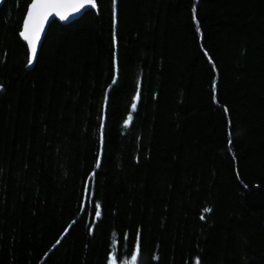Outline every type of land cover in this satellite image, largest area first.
<instances>
[{
    "label": "trees",
    "instance_id": "obj_1",
    "mask_svg": "<svg viewBox=\"0 0 264 264\" xmlns=\"http://www.w3.org/2000/svg\"><path fill=\"white\" fill-rule=\"evenodd\" d=\"M31 2H0V264H264V0H96L30 69Z\"/></svg>",
    "mask_w": 264,
    "mask_h": 264
},
{
    "label": "snow or ice",
    "instance_id": "obj_2",
    "mask_svg": "<svg viewBox=\"0 0 264 264\" xmlns=\"http://www.w3.org/2000/svg\"><path fill=\"white\" fill-rule=\"evenodd\" d=\"M2 2V0H0ZM86 6L96 7V0H33L30 5L27 17L24 22L23 39L27 41L30 48L31 57L29 64L36 59L37 47L39 45L41 33L45 24L53 15L59 17L62 21H67L73 13L80 12ZM136 99H139V93ZM136 104L132 105L135 111ZM131 115L128 117L127 123L131 122ZM99 167V165H97ZM96 216H100V212H96ZM203 218V217H202ZM139 255V246L137 245L136 253L131 257L130 264H136ZM111 264H116V258L113 255Z\"/></svg>",
    "mask_w": 264,
    "mask_h": 264
},
{
    "label": "water",
    "instance_id": "obj_3",
    "mask_svg": "<svg viewBox=\"0 0 264 264\" xmlns=\"http://www.w3.org/2000/svg\"><path fill=\"white\" fill-rule=\"evenodd\" d=\"M97 10V7H91V6H86L84 9H81L80 12L78 13H73L69 19L67 21H62L59 19V17L53 15L52 17L49 18L48 22L45 24L44 26V30L43 32L41 33V36H40V41H39V45L37 47V53H36V59L29 65V68L32 69L33 66L35 65L36 63V60L38 58V55H39V52L42 48V45H43V40L44 38L46 37V34L48 32V29L49 27L53 24V23H59L60 25H69V24H72L74 21H77L79 20L83 15H85L87 12H91V11H96ZM29 11V10H28ZM28 13V12H27ZM26 17H27V14H26ZM25 17V19H26ZM25 22V20H24ZM23 26H24V23H23ZM23 32V31H22ZM21 39L22 41L24 42V44L27 46L28 48V51H29V55L31 57V52H30V48L28 46V43L27 41H25L21 35Z\"/></svg>",
    "mask_w": 264,
    "mask_h": 264
},
{
    "label": "bare ground",
    "instance_id": "obj_4",
    "mask_svg": "<svg viewBox=\"0 0 264 264\" xmlns=\"http://www.w3.org/2000/svg\"><path fill=\"white\" fill-rule=\"evenodd\" d=\"M32 2H33V0H32ZM32 2H31V3H32ZM30 5H31V4H30ZM96 7H97V5H96ZM29 8H30V6H29ZM29 8H28V10H29ZM96 11H97V10H96ZM96 11H91V13H92V12H96ZM27 12H28V11H27ZM87 13H89V12H87ZM87 13H86V14H87ZM86 14H85V15H86ZM85 15H83V16H85ZM83 16H82V17H83ZM82 17H81V18H82ZM81 18H80V19H81ZM77 21H78V20H77ZM74 22H76V21H74ZM74 22H73V23H74ZM58 24H59V23H58ZM69 25H70V24H69ZM62 26H67V25H62ZM23 28H24V26H22L21 33H22V31H23ZM20 38H21V34H20ZM45 39H46V37L44 38L43 42L45 41ZM21 40H22V39H21ZM22 42H23V41H22ZM23 44H24V42H23ZM24 45H25V44H24ZM25 46H26V45H25ZM26 47H27V46H26ZM27 49H28V48H27ZM40 51H41V50H40ZM28 52H29V51H28ZM39 53H40V52H39ZM38 56H39V55H38ZM29 60H30V55H29Z\"/></svg>",
    "mask_w": 264,
    "mask_h": 264
}]
</instances>
